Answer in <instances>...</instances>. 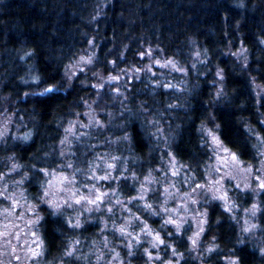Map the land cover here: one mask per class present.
I'll return each instance as SVG.
<instances>
[{"label":"clouds","instance_id":"9594fccd","mask_svg":"<svg viewBox=\"0 0 264 264\" xmlns=\"http://www.w3.org/2000/svg\"><path fill=\"white\" fill-rule=\"evenodd\" d=\"M152 2L0 0V264H264V0Z\"/></svg>","mask_w":264,"mask_h":264},{"label":"trees","instance_id":"16d2710c","mask_svg":"<svg viewBox=\"0 0 264 264\" xmlns=\"http://www.w3.org/2000/svg\"><path fill=\"white\" fill-rule=\"evenodd\" d=\"M148 0H145L147 3ZM176 0H153L152 10L153 17L152 20L156 22L163 23L166 27L175 28L179 32H183L185 28L189 30H195L200 26L201 20L208 24L214 21H218V13L209 11L205 13L201 8L199 0H195L193 6L183 7L179 10L176 9ZM39 7V4H37ZM207 7L211 8L212 5ZM17 17L22 18L25 22H32L34 20H39V13L34 9L30 8L26 3V0H10V7L4 14L5 21L14 20ZM151 20H146L145 23H151ZM112 27L118 28L119 26L113 25ZM111 34V30L108 33Z\"/></svg>","mask_w":264,"mask_h":264}]
</instances>
